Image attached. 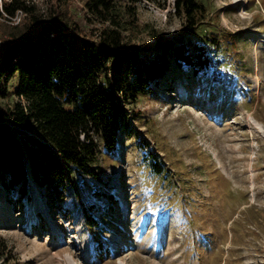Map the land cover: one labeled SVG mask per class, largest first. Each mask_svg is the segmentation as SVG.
Instances as JSON below:
<instances>
[{
  "label": "rangeland",
  "instance_id": "obj_1",
  "mask_svg": "<svg viewBox=\"0 0 264 264\" xmlns=\"http://www.w3.org/2000/svg\"><path fill=\"white\" fill-rule=\"evenodd\" d=\"M29 1L42 15L51 4ZM198 1L206 15L190 31L173 0H139L127 40L188 41L213 66L192 75L172 63L153 93L127 105L115 148L98 139L96 175L72 174L63 199L49 204L29 172L24 187L0 185V264H264V0ZM84 2L58 8L94 39L101 24ZM21 13L0 23L22 26ZM16 84L0 111L18 100Z\"/></svg>",
  "mask_w": 264,
  "mask_h": 264
},
{
  "label": "trees",
  "instance_id": "obj_2",
  "mask_svg": "<svg viewBox=\"0 0 264 264\" xmlns=\"http://www.w3.org/2000/svg\"><path fill=\"white\" fill-rule=\"evenodd\" d=\"M43 1L51 4L42 15L35 2L0 0V18H12L17 11L26 16L22 26L0 23L5 27L0 97L9 93L7 84L16 77L12 92L18 98L0 111V185L24 187L29 172L53 204L65 197L72 174L96 175L98 139L106 149L115 148L127 123V105L153 93L172 63L197 75L205 74L213 61L188 41L158 38L153 48L130 43L126 32L138 25L139 0H85V12L101 24L94 39L80 35L73 17L59 10L66 0ZM173 7L190 31L206 15L198 0H173ZM146 144L138 140L139 148ZM146 155L152 172L161 174L162 161L155 153ZM84 215L89 221L86 210Z\"/></svg>",
  "mask_w": 264,
  "mask_h": 264
},
{
  "label": "built area",
  "instance_id": "obj_3",
  "mask_svg": "<svg viewBox=\"0 0 264 264\" xmlns=\"http://www.w3.org/2000/svg\"><path fill=\"white\" fill-rule=\"evenodd\" d=\"M19 12H20L19 14H22L21 11H19ZM19 14H16L15 18H17V16H18Z\"/></svg>",
  "mask_w": 264,
  "mask_h": 264
}]
</instances>
